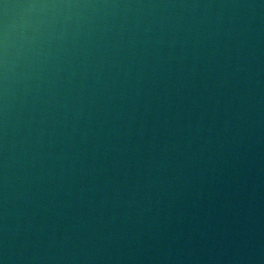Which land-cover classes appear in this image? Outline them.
<instances>
[{"label":"water","instance_id":"95a60500","mask_svg":"<svg viewBox=\"0 0 264 264\" xmlns=\"http://www.w3.org/2000/svg\"><path fill=\"white\" fill-rule=\"evenodd\" d=\"M7 264H264V0H0Z\"/></svg>","mask_w":264,"mask_h":264},{"label":"clouds","instance_id":"9594fccd","mask_svg":"<svg viewBox=\"0 0 264 264\" xmlns=\"http://www.w3.org/2000/svg\"><path fill=\"white\" fill-rule=\"evenodd\" d=\"M9 257L7 254L0 255V264H7Z\"/></svg>","mask_w":264,"mask_h":264}]
</instances>
